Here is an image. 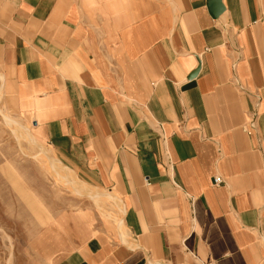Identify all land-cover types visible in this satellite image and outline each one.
<instances>
[{
    "label": "crops",
    "instance_id": "0c3cea01",
    "mask_svg": "<svg viewBox=\"0 0 264 264\" xmlns=\"http://www.w3.org/2000/svg\"><path fill=\"white\" fill-rule=\"evenodd\" d=\"M221 1L0 0L17 110L117 197L36 217L24 184L0 264H264V0Z\"/></svg>",
    "mask_w": 264,
    "mask_h": 264
},
{
    "label": "rangeland",
    "instance_id": "374dc122",
    "mask_svg": "<svg viewBox=\"0 0 264 264\" xmlns=\"http://www.w3.org/2000/svg\"><path fill=\"white\" fill-rule=\"evenodd\" d=\"M11 95L10 87L5 84V77L0 76V218H11V211L18 212L22 208L17 203V199L28 196V194L18 193L21 191L18 189L24 184L31 186L35 191V205L30 208H33L36 217L43 215L44 202L46 204L50 201L59 202L62 197H66L69 203L75 202L79 195L74 192L73 188L76 192L93 198L92 194L96 192L91 191L84 184L77 185L78 182L71 172L56 163V160H52L53 152L34 135L32 122L28 117L19 113ZM7 116L16 120L15 124H22L21 138L16 137L13 131L15 124L10 125L6 121ZM101 194V199L93 200L101 206L103 198L109 199H105L103 203V207L108 211L107 207L108 204L111 205V200L106 197L108 193ZM11 199H16V201L14 200L13 203ZM118 207L115 205L114 210ZM2 208L8 210L7 214L3 213ZM114 216L118 215L114 213ZM0 222L5 223L7 227V229L0 228V248L2 249L7 248V241L3 234L15 233L18 229L15 221Z\"/></svg>",
    "mask_w": 264,
    "mask_h": 264
},
{
    "label": "bare ground",
    "instance_id": "6f19581e",
    "mask_svg": "<svg viewBox=\"0 0 264 264\" xmlns=\"http://www.w3.org/2000/svg\"><path fill=\"white\" fill-rule=\"evenodd\" d=\"M0 76L1 77H3V75H1L0 74ZM6 121L10 124V125H13V124H15L17 121L16 120H13L11 117H9V116H7L6 117ZM16 121V122H15ZM18 124V123H17ZM15 124V126H13V131L15 132V134H16V137H18V138H21L20 137V135H22L23 133L21 132V130H22V124ZM31 135V134H30ZM30 137V136H29ZM32 137V136H31ZM34 137V136H33ZM31 139V138H30ZM33 139V138H32ZM33 141H35V139H33ZM42 147V146H41ZM43 149V148H42ZM43 152V151H42ZM46 153V152H45ZM37 155H38V153H37ZM53 161H55V159H52ZM58 161H56V163H57ZM55 163V164H56ZM59 167V166H58ZM58 169V168H57ZM61 169V168H60ZM83 187V186H82ZM90 193V192H89ZM92 196H93V199L94 200H99V199H101V196H102V194L101 193H98V192H96V193H93L92 194ZM106 197H109L111 200H116L117 199V197H115L113 194H111V193H109V194H107V196ZM123 207V206H122ZM121 232V231H120Z\"/></svg>",
    "mask_w": 264,
    "mask_h": 264
},
{
    "label": "water",
    "instance_id": "95a60500",
    "mask_svg": "<svg viewBox=\"0 0 264 264\" xmlns=\"http://www.w3.org/2000/svg\"><path fill=\"white\" fill-rule=\"evenodd\" d=\"M208 6L212 16L214 17H216L223 10V5L221 0H208ZM196 72H194L191 76H194Z\"/></svg>",
    "mask_w": 264,
    "mask_h": 264
},
{
    "label": "built area",
    "instance_id": "2783aa9c",
    "mask_svg": "<svg viewBox=\"0 0 264 264\" xmlns=\"http://www.w3.org/2000/svg\"><path fill=\"white\" fill-rule=\"evenodd\" d=\"M215 185H219L223 183V180L221 179V177H216L214 180Z\"/></svg>",
    "mask_w": 264,
    "mask_h": 264
}]
</instances>
